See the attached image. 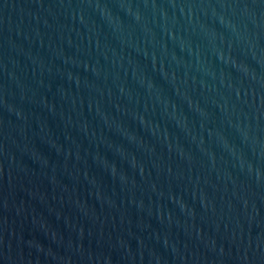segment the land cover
<instances>
[{
    "label": "water",
    "instance_id": "1",
    "mask_svg": "<svg viewBox=\"0 0 264 264\" xmlns=\"http://www.w3.org/2000/svg\"><path fill=\"white\" fill-rule=\"evenodd\" d=\"M0 264H264V0H0Z\"/></svg>",
    "mask_w": 264,
    "mask_h": 264
}]
</instances>
